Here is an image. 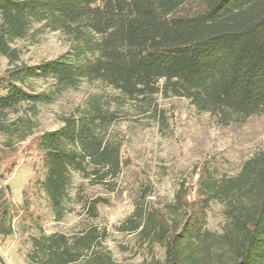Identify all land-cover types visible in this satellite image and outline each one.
<instances>
[{
    "label": "trees",
    "instance_id": "1",
    "mask_svg": "<svg viewBox=\"0 0 264 264\" xmlns=\"http://www.w3.org/2000/svg\"><path fill=\"white\" fill-rule=\"evenodd\" d=\"M46 29L66 34L68 50L26 63L17 43ZM0 55L9 61L0 72V232L9 235L14 218L21 224L41 219L29 206V189L44 192L61 219L69 209L75 173L105 183L121 172V145L113 141L110 127L123 101L151 104L160 92H170L217 116L220 124L237 120L240 111L263 107L264 0H0ZM41 79L52 81L49 91L37 89ZM84 80L105 83L116 93L109 99L89 94L53 130L34 133L9 123L11 112H25L32 120L41 105ZM33 154L40 165L19 208L6 181L19 156ZM99 203L85 201L84 206L97 215ZM213 203L223 204L221 232L206 226ZM172 207L152 205L130 226L165 248L161 264H264V151L234 176L202 165L194 195L180 187ZM101 234L91 227L81 234L32 236L28 259L80 264ZM89 264L116 263L104 253Z\"/></svg>",
    "mask_w": 264,
    "mask_h": 264
},
{
    "label": "rangeland",
    "instance_id": "2",
    "mask_svg": "<svg viewBox=\"0 0 264 264\" xmlns=\"http://www.w3.org/2000/svg\"><path fill=\"white\" fill-rule=\"evenodd\" d=\"M17 45L23 49L22 59L36 64L66 53L70 40L61 31L46 29ZM8 66V59L0 55V72ZM36 85L40 91H49L52 81L41 79ZM95 92L104 99L116 93L105 83L84 80L76 88L58 94L53 102L41 105L32 120L25 112H11L8 121L14 128L30 127L34 133L53 130L62 125L65 114ZM211 92L218 95L215 87ZM123 102L119 119L110 127L113 141L121 145V172L105 183H93L75 173L69 209L61 219L44 192L37 186L33 191L29 189V206L41 219L38 223L21 224L19 218H14L13 233L0 232V264H31L28 253L32 236L56 231L81 234L91 227L104 234L85 250L80 264H89L95 255L104 253L110 254L116 264H161L165 248L152 243L140 229H130L133 221L141 219L140 213L152 205L172 209L180 187H185L192 197L202 165H211L218 175L234 176L250 157L264 151V106L249 108L246 113L240 111L237 120L220 124L217 116L198 110L187 97L170 92H160L151 104ZM3 140L0 135V145ZM29 142H21V148ZM39 165L37 154L19 156L18 166L6 181L11 184L13 202L19 208L26 201L25 188L32 183ZM98 199L97 215H93L89 204L84 206V202ZM225 224L223 204L213 203L207 228L221 232Z\"/></svg>",
    "mask_w": 264,
    "mask_h": 264
}]
</instances>
